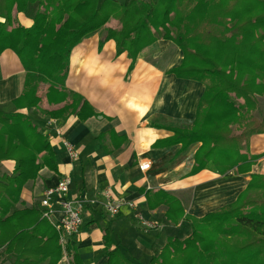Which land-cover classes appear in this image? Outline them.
Here are the masks:
<instances>
[{"label": "trees", "instance_id": "trees-1", "mask_svg": "<svg viewBox=\"0 0 264 264\" xmlns=\"http://www.w3.org/2000/svg\"><path fill=\"white\" fill-rule=\"evenodd\" d=\"M14 10L32 25L11 27ZM0 18V54L11 48L25 70L21 94L0 103V159L15 161L0 176V250L12 257L10 264H57L64 255L57 230L42 212L18 207L26 182L42 168L58 170L49 138L20 110L39 106L38 86L44 83L56 88L49 103H62L45 111L47 117L85 118V101L65 87L70 53L111 19L119 27L106 28L103 40L113 39L117 54L126 51L134 62L143 48L169 40L182 52L169 72L203 83L192 124L172 128L164 140L181 150L200 143L190 173L246 174L259 158L247 146L252 135L264 133V117L253 115L257 98L264 97V0H0ZM155 194L167 205L166 217L177 222L179 201L164 191ZM187 220L190 235L168 238L149 264H264V174H250L234 202ZM76 244L70 239L65 246L69 264H82ZM107 258V264H136L117 249Z\"/></svg>", "mask_w": 264, "mask_h": 264}, {"label": "crops", "instance_id": "crops-1", "mask_svg": "<svg viewBox=\"0 0 264 264\" xmlns=\"http://www.w3.org/2000/svg\"><path fill=\"white\" fill-rule=\"evenodd\" d=\"M12 18L11 27L33 23L15 10ZM105 27L117 29L119 24L111 19ZM105 32L101 28L82 39L70 53L65 87L85 101V118L77 114L65 119L47 117L45 111L57 104L48 103L46 90L56 88L44 83L39 106L20 110L40 123L58 163L57 172L43 168L30 187L24 186L20 198L37 208L45 188L69 175L72 182L67 197L86 201L74 238L82 264H107V252L116 249L136 264H149L168 238L184 240L190 235L188 216L202 218L234 202L250 174H264V133L249 138L248 154L259 156L249 173L234 169L222 174L210 169L190 173L200 143L181 150L180 144L166 145L164 140L173 134L172 128L192 124L203 83L169 72L182 58L171 41L158 39L132 62L126 51L116 53L113 39L103 40ZM24 78L18 56L11 48L4 49L0 54V103L21 94ZM65 142L75 148L76 158L68 155ZM144 163L149 167L142 170ZM106 190L115 198L132 201L133 208L108 215L102 206ZM158 190L179 201L182 217L177 222L166 217L167 205L155 194ZM140 215L158 227L144 230ZM54 217H62L59 205H55Z\"/></svg>", "mask_w": 264, "mask_h": 264}, {"label": "built area", "instance_id": "built-area-1", "mask_svg": "<svg viewBox=\"0 0 264 264\" xmlns=\"http://www.w3.org/2000/svg\"><path fill=\"white\" fill-rule=\"evenodd\" d=\"M67 153L72 158L77 157L75 148L69 142H65ZM149 167V163H144L140 166V169L144 170ZM72 180L69 175H64L59 180L45 188L43 192V198L40 201L41 211L44 217H46L55 227L59 235V243L63 249L71 237L77 234L82 224V210L86 204V201L82 198H69L67 193ZM104 202L102 204L104 211L110 215L115 216L119 214L124 207L133 208L134 203L132 201L115 198L111 192L106 190L104 193ZM55 205L60 206L61 218L54 217ZM140 226L144 230L157 228L156 222L139 216ZM65 253V252H64Z\"/></svg>", "mask_w": 264, "mask_h": 264}, {"label": "rangeland", "instance_id": "rangeland-1", "mask_svg": "<svg viewBox=\"0 0 264 264\" xmlns=\"http://www.w3.org/2000/svg\"><path fill=\"white\" fill-rule=\"evenodd\" d=\"M120 2H127V1H129V0H119ZM105 28H107V27H105ZM99 31V30H98ZM42 86H43V84L42 83H40L39 84V86H38V92H39V90L40 89H42ZM48 87H49V85H48ZM42 90H40V92H41ZM47 91H48V95L50 94V96L48 97V103H49V101H51L52 99H54L55 98V91L53 90V88H49V89H47L46 90V93H47ZM44 94H45V92L44 91H42ZM41 92V93H42ZM42 93V95H44ZM257 100H258V104H257V108H256V110L253 112V115L256 117V118H258V119H261L262 117H264V98H257ZM50 104V103H49ZM57 105V108H58V104L59 103H56ZM60 107V106H59ZM56 107L55 108H52L51 110H56L57 109ZM61 119H65L64 117L63 118H61ZM37 123V122H36ZM39 123V122H38ZM37 123V124H38ZM40 124V123H39ZM42 128V127H41ZM42 130L44 131V129L42 128ZM45 133V132H44ZM46 134V133H45ZM173 135V134H172ZM47 136V135H46ZM48 137V136H47ZM1 150V149H0ZM12 161V163H13V166H12V163L11 162H7L6 160H1L0 159V176H1V174L3 173V172H8V173H10L12 170H13V168H14V164H15V161L14 160H11ZM43 169V168H42ZM41 169V170H42ZM40 170V171H41ZM40 171L38 172V175L40 174ZM51 171V170H50ZM38 175H37V177H38ZM36 177V178H37ZM35 178V179H36ZM35 179H33V180H29L28 182H26V184L25 185H28V187H30V184L29 183H32V181H35ZM24 185V186H25ZM24 188V187H23ZM41 201V200H40ZM23 206H27L25 203H23L22 201H21V203H19L18 204V207H23ZM40 206V205H39ZM37 207L40 211H41V207ZM27 207H29V206H27ZM42 212V211H41ZM42 215V217H44L43 216V214H41ZM46 218V217H45ZM47 219V218H46ZM149 230H154V228H152V229H149ZM78 234V233H77ZM76 237V234L75 235H73L72 237H71V239H74ZM228 239H230V237H228ZM63 257H62V259H61V263L60 264H69V261H70V258L68 257V256H66L65 255V253L63 252ZM12 262V257L11 256H8V255H6V254H3L2 252H1V250H0V264H10ZM228 262V261H227ZM231 264H234L233 262L231 263Z\"/></svg>", "mask_w": 264, "mask_h": 264}]
</instances>
